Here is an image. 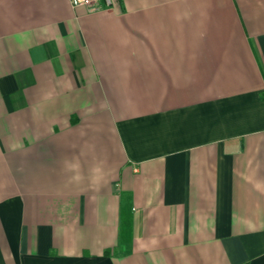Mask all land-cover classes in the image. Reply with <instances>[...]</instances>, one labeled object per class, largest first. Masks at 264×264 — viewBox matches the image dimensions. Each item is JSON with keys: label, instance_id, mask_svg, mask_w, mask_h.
<instances>
[{"label": "crops", "instance_id": "obj_1", "mask_svg": "<svg viewBox=\"0 0 264 264\" xmlns=\"http://www.w3.org/2000/svg\"><path fill=\"white\" fill-rule=\"evenodd\" d=\"M0 264H264V0H0Z\"/></svg>", "mask_w": 264, "mask_h": 264}, {"label": "built area", "instance_id": "obj_2", "mask_svg": "<svg viewBox=\"0 0 264 264\" xmlns=\"http://www.w3.org/2000/svg\"><path fill=\"white\" fill-rule=\"evenodd\" d=\"M74 5H85L90 11L102 9L105 7H111L113 0H70Z\"/></svg>", "mask_w": 264, "mask_h": 264}]
</instances>
